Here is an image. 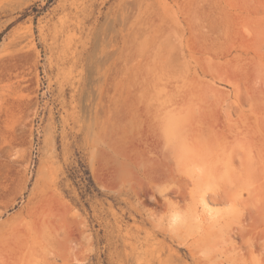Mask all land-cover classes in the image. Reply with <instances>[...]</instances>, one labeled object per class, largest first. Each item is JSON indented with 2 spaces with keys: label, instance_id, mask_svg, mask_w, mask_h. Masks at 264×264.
<instances>
[{
  "label": "rangeland",
  "instance_id": "1",
  "mask_svg": "<svg viewBox=\"0 0 264 264\" xmlns=\"http://www.w3.org/2000/svg\"><path fill=\"white\" fill-rule=\"evenodd\" d=\"M0 264H264V0H0Z\"/></svg>",
  "mask_w": 264,
  "mask_h": 264
},
{
  "label": "bare ground",
  "instance_id": "2",
  "mask_svg": "<svg viewBox=\"0 0 264 264\" xmlns=\"http://www.w3.org/2000/svg\"><path fill=\"white\" fill-rule=\"evenodd\" d=\"M188 135H189V134H188ZM196 145H197V144H196ZM191 146H192V144H191ZM193 146H194V145H193ZM195 147H196V146H195ZM201 151H202V150H201ZM197 153H198V152H197ZM202 155H203V154H202ZM204 155H205V154H204ZM198 156H201V155L198 154ZM247 156H248V155H247ZM188 157H189V156H188ZM201 157H202V156H201ZM191 158H192V157H191ZM194 159H195V157H194ZM204 160H205V159H204ZM206 160H207V159H206ZM208 160H209V159H208ZM208 160H207V161H208ZM190 161H192V160H190ZM244 162H245V161H244ZM170 164H171V163H170ZM199 164H200V163H199ZM206 164H207V163H206ZM250 164H251V163H250ZM171 165H172V164H171ZM171 165H170V167H171ZM195 166H196V165H195ZM208 166H209V165H208ZM170 167H169V169H167V170H170ZM196 167H198V165H197ZM245 169H246V168H245ZM247 169H248V168H247ZM247 169H246V170H247ZM195 170H196V169H195ZM246 170H245V171H246ZM212 171H213V170H212ZM170 172H172V174H173V170H170ZM247 172H248V171H247ZM190 173H191V172H190ZM237 173H238V172H237ZM172 174H171V175H172ZM169 175H170V174H169ZM236 175H237V174H236ZM243 175H244V174H243ZM190 176H191V175H190ZM197 177H198V176H197ZM197 177L195 178V176H193V178L195 179V180H193V181H194L195 183L198 182L200 175H199L198 179H197ZM234 177H236V176H234ZM242 177H243V176H242ZM172 178H175V177H173V175H172ZM193 178H192V179H193ZM200 179H201V177H200ZM234 179H235V178H234ZM174 180H175V179H174ZM181 183H182V185H183V187H184L185 190L182 191V192H180V193L182 194V195H180V196H182V197H186V196H187V191H186V190H187L188 187H189V182L187 181V179H183V178H182V179H181ZM246 183H247V182H246ZM180 185H181V184H180ZM248 186H249V185H248ZM183 187H182V188H183ZM234 195H235V194H234ZM202 196H203V195H202ZM202 196L199 198V199H201V200L199 201V202H200L199 204H201L202 206H204V207L207 208V207H208V204L206 203V197H205V196L202 197ZM187 197H188V196H187ZM187 197H186V198H187ZM210 197H211V196H210ZM212 197H213V196H212ZM184 199H185V198H184ZM184 199H183V200H184ZM196 199H197V198H196ZM212 199H213V198H212ZM197 200H198V199H197ZM215 200L218 201V198H215ZM251 200H252V199H251ZM230 201H232V200H230ZM196 202H197V201H196ZM238 202H239V201H238ZM197 203H198V202H197ZM231 211H233V210H231ZM206 212H207V211H206ZM210 212H213V211H211V210L209 211V210H208V213H210ZM249 213H250V212H249ZM211 214H212V213H211ZM211 214H210V215H211ZM212 215H213V214H212ZM258 215H259V214H258ZM214 217H215V216H214ZM243 220H244V219H243ZM247 221H248V220H247ZM214 222H216V221H214ZM210 223H211V221H210ZM212 223H213V222H212ZM250 225H251V224H250ZM211 226H212V225H210V227H211ZM217 227H218V225H217ZM233 227H234V226H233ZM251 227H252V225H251ZM213 228H214V227H213ZM207 229H208V228H207ZM214 229H215V228H214ZM249 229H250V228H249ZM249 229H248V230H249ZM205 230H206V229H205ZM211 231H212V229H211ZM207 232H208V231H207ZM209 233H213V232H209ZM214 234H215V232H214ZM212 235H213V234H212ZM253 235H254V233H253ZM252 237H253V236H252ZM228 238H229V237H228ZM206 241H207V240H206ZM207 242H208V241H207ZM207 242H206V243H207ZM254 242H255V241H254ZM222 243H223V242H222ZM252 243H253V242H252ZM214 245H215V243H214Z\"/></svg>",
  "mask_w": 264,
  "mask_h": 264
}]
</instances>
